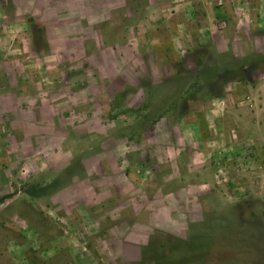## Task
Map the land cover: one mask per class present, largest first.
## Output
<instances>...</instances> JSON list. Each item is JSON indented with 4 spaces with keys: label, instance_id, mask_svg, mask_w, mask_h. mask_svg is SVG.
I'll use <instances>...</instances> for the list:
<instances>
[{
    "label": "rangeland",
    "instance_id": "1",
    "mask_svg": "<svg viewBox=\"0 0 264 264\" xmlns=\"http://www.w3.org/2000/svg\"><path fill=\"white\" fill-rule=\"evenodd\" d=\"M180 16L149 0H0V198L10 197L0 203V264H264V169L241 172L225 150L190 173L195 149L177 128L182 90L203 124V99L224 91V71L255 87L264 63L253 57L242 71L211 44L180 58L170 25ZM164 112L172 123L151 128ZM243 151L253 161V148ZM152 237L164 253L156 243L143 263Z\"/></svg>",
    "mask_w": 264,
    "mask_h": 264
},
{
    "label": "crops",
    "instance_id": "2",
    "mask_svg": "<svg viewBox=\"0 0 264 264\" xmlns=\"http://www.w3.org/2000/svg\"><path fill=\"white\" fill-rule=\"evenodd\" d=\"M149 2L152 10L181 15L180 21L170 24L179 35L181 34L183 49L180 50V58L197 44L215 45L219 55L231 51L233 59L240 62H250L256 56L264 57V0H149ZM222 26H225V29H222ZM173 45L177 46L175 43ZM192 59L193 62L196 61L194 56ZM183 60L186 64L187 58ZM186 65L188 72L195 74L199 71L197 67L196 70H192L188 64ZM229 98L241 109L235 110L236 106L231 102L229 105ZM204 103L207 111L203 110V118H199L203 124L197 122L198 116L193 112L180 117L177 121L178 124L181 123L177 128L184 131L189 139H184L183 148L191 145L192 149H195L189 150L190 162L185 165L189 172H200L208 167L210 156L216 160L217 154L225 150L228 151L227 157L231 156L234 161L241 162V172L244 171L242 168L245 165L247 168L257 166L264 169V82L259 81L255 87L245 84L244 81L227 82L223 96ZM164 120L172 123L171 118L165 116L156 125ZM168 125L171 127V124ZM175 129L176 127H173L174 134ZM202 143L218 145L219 148L212 152L205 147L203 150L201 147L198 148V144ZM178 145L182 146L179 142ZM248 148L255 151L253 161H250L252 157L244 156L243 149ZM232 165L229 169L231 168V172L235 174L239 165L234 166V162ZM214 166L217 173L226 169L218 162L210 165ZM201 185L206 186L208 183L203 182ZM90 218L93 221L91 216Z\"/></svg>",
    "mask_w": 264,
    "mask_h": 264
},
{
    "label": "trees",
    "instance_id": "3",
    "mask_svg": "<svg viewBox=\"0 0 264 264\" xmlns=\"http://www.w3.org/2000/svg\"><path fill=\"white\" fill-rule=\"evenodd\" d=\"M28 23H29V26H30L31 31H32V33H31V43H32V47L35 50H41V49H43V45H42V42H41L42 41L41 40L42 33H41V30L37 27L34 18H30L28 20ZM255 58H258V57L256 56ZM258 59L263 61L264 57H261V58H258ZM235 61H237V60H235ZM250 61H252V60H250ZM246 63H247L246 61H242L241 63H238V64H241V68H242L243 65L246 64ZM246 68L247 67H243L242 69H245V70H242V69L241 70L242 71H247ZM228 75H231V78L228 79V82L235 81L237 79H239L240 81H244L243 78L237 77V75L233 73L232 69H231V71L230 70L229 71L228 70H225L224 71L223 76L226 77ZM232 76H236V77H232ZM239 80H237V81H239ZM191 86H193V85H191ZM191 86H190V88H194V86L193 87H191ZM141 87L144 89L145 94L147 95V100H148V98H150V97H148L149 93L147 91V87L144 86V85L143 86L141 85ZM129 90L130 89H128V87H127L124 91H121V92L117 93V95L115 97V103L112 106V110H114L115 108H118L119 106H121V104L125 101L126 97L130 94ZM181 93L182 94H181V97L179 99V102H177L178 105H179V107H182L181 108V112L182 113H181V116H179V118L180 117H183V116H185V115H187V114L190 113V111H188V109H187V105H188V103H189L190 100H196L197 99V98L187 97V94H189L188 93V89L182 90ZM223 94H224V91H219V92L218 91H216V92L213 91V92H209V96H207L205 99H203V101L206 102L207 100H210L212 98L221 97V96H223ZM145 108H147V109L149 108V103H147V105L145 106ZM147 109H136V110L135 109H130L127 112L129 114H137L138 115L140 112L145 111ZM164 113H165V115H162V117L169 116V114H170V113H167V112H164ZM141 117H143V116H141ZM161 118H159L158 120L152 122V124H151L150 127L151 128H154ZM145 129H147V128H145ZM36 190L37 189H35V191H34L35 194L38 192ZM7 198H10V197H7L6 196V197L0 198V203H3ZM168 239H170V240L173 239V240H176V241H178L180 243H183V244L188 242L186 240H182V239L174 238V237L168 238ZM164 241L161 240V239L152 237L151 240H150V242L147 245H145V246L142 247L141 254H142V259H143L142 261H143V263H147L149 261L148 251H149L150 247L154 246L157 243L158 244V248L157 249L162 250L163 249V245H164ZM161 252L164 253L163 250ZM156 264H158V263L156 262Z\"/></svg>",
    "mask_w": 264,
    "mask_h": 264
}]
</instances>
